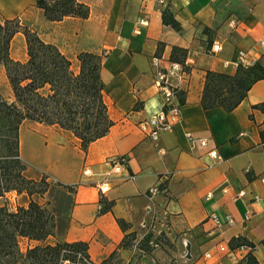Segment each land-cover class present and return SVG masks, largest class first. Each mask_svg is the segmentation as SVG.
I'll use <instances>...</instances> for the list:
<instances>
[{
  "label": "crops",
  "instance_id": "crops-1",
  "mask_svg": "<svg viewBox=\"0 0 264 264\" xmlns=\"http://www.w3.org/2000/svg\"><path fill=\"white\" fill-rule=\"evenodd\" d=\"M36 1L0 0V20L18 18L75 67L79 52L101 55L104 101L113 125L83 150L70 130L23 120V173L32 179L44 175L50 186L37 196L9 191L0 205L26 206L31 199L46 205L55 218L48 238L86 242L94 263L121 251L124 235L156 214L186 231L189 264H236L249 251L264 264V111L254 107L264 101V79L253 83L231 111L204 109L200 102L206 71L234 74L238 51L264 66L259 45L264 42V0H80L88 5L86 18L58 21L47 20ZM165 8L179 29L163 22ZM173 46L187 49L189 71L173 78L183 102L176 95L179 114L154 139L152 127L142 123L161 109L154 79L158 69L169 66ZM9 56L26 60L21 32L12 37ZM0 96L13 99L2 64ZM212 149L219 158L209 155ZM120 157L124 162H112ZM154 186L158 192L149 196ZM117 219L130 224L127 231ZM238 237L247 244L231 248Z\"/></svg>",
  "mask_w": 264,
  "mask_h": 264
},
{
  "label": "trees",
  "instance_id": "trees-1",
  "mask_svg": "<svg viewBox=\"0 0 264 264\" xmlns=\"http://www.w3.org/2000/svg\"><path fill=\"white\" fill-rule=\"evenodd\" d=\"M36 5L50 21H58L65 16L86 18L89 13L88 5L80 0H37ZM162 19L165 24L179 29L178 22L170 16L167 8L162 10ZM17 32H21L26 41L27 58L24 61L13 60L9 56V44ZM186 55V48L173 46L169 59L180 63L188 72ZM101 63V55L82 51L77 54L75 67L56 45L42 40L18 18L0 20V64L5 68L13 95L11 101L0 96V197L12 190L42 195L50 185L44 175L36 180L23 173L26 165L19 153V126L23 120L70 130L80 140L83 150L108 132L113 121L104 101ZM260 79H264V66L259 62L248 67L238 65L232 75L207 70L201 106L231 111L245 97L251 85ZM177 96L182 103V92L178 91ZM254 107L264 111V101ZM110 205L111 202L107 203L105 209ZM117 222L123 231L130 227L123 219H117ZM54 230V215L44 204L31 199L26 206H17L15 210L0 205V264H59L63 260L70 264H93L87 243L83 241H56L28 246L24 252L21 250V238L43 241L53 235ZM127 234L121 241V247H126L124 238ZM243 244L247 243L238 237L230 246L234 248ZM116 254L117 251L112 252L100 264L110 263ZM236 264L259 263L249 251Z\"/></svg>",
  "mask_w": 264,
  "mask_h": 264
},
{
  "label": "rangeland",
  "instance_id": "rangeland-1",
  "mask_svg": "<svg viewBox=\"0 0 264 264\" xmlns=\"http://www.w3.org/2000/svg\"><path fill=\"white\" fill-rule=\"evenodd\" d=\"M4 202L6 205V201ZM16 207L17 205L8 208L15 210ZM185 234V230H181L174 223L168 222V217L152 214L148 219L137 223L128 231L124 238L126 247H122V250L117 252L107 264H189L191 262L190 245ZM55 242L47 237L37 244H53ZM37 244L25 245L21 242L20 247L24 252L28 246ZM101 262H93V264H100ZM59 264H70V262L63 260Z\"/></svg>",
  "mask_w": 264,
  "mask_h": 264
},
{
  "label": "built area",
  "instance_id": "built-area-1",
  "mask_svg": "<svg viewBox=\"0 0 264 264\" xmlns=\"http://www.w3.org/2000/svg\"><path fill=\"white\" fill-rule=\"evenodd\" d=\"M142 1L143 2L152 1L158 4H162L165 0H142ZM259 45L264 50V42L260 41ZM217 49H218V44L214 43L212 45V50L215 51ZM153 61L157 63L158 59L154 58ZM234 63L237 66L240 65L242 67H248L251 66L254 63V61L248 57L247 52L240 50L237 52ZM186 73L187 71L183 69V66L177 62H170L168 67L160 68L156 72L154 85L162 95L163 98L162 106L157 113L153 114L142 123L143 126L150 125L152 127L150 134L154 139L157 137L158 131L169 128L173 122L174 117H176L179 114L180 105L176 101V95L180 89L178 83L175 82L173 78L182 79L184 75H186ZM188 136L189 138H191L190 134H188ZM197 141L201 145H206L205 139H197ZM209 155L212 156L213 158H219V155L215 149L210 150ZM113 161H115V163L124 162V157L113 159L112 162ZM261 180L264 182V175L261 176ZM100 191L103 192V188L100 187ZM157 192H158L157 186L150 187L148 190L149 196H153ZM214 220L216 224H218V221L215 218ZM248 247L251 248L250 246ZM221 249H223V247H221Z\"/></svg>",
  "mask_w": 264,
  "mask_h": 264
}]
</instances>
